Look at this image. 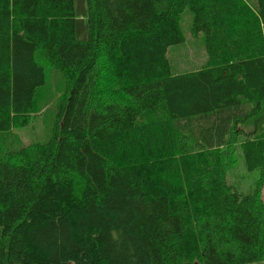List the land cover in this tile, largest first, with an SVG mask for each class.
Returning a JSON list of instances; mask_svg holds the SVG:
<instances>
[{
    "label": "trees",
    "instance_id": "trees-1",
    "mask_svg": "<svg viewBox=\"0 0 264 264\" xmlns=\"http://www.w3.org/2000/svg\"><path fill=\"white\" fill-rule=\"evenodd\" d=\"M186 9L208 60L173 74ZM52 70L51 138L0 147V264H264V0H0V134Z\"/></svg>",
    "mask_w": 264,
    "mask_h": 264
},
{
    "label": "rangeland",
    "instance_id": "rangeland-1",
    "mask_svg": "<svg viewBox=\"0 0 264 264\" xmlns=\"http://www.w3.org/2000/svg\"><path fill=\"white\" fill-rule=\"evenodd\" d=\"M192 25V15L186 9L181 16L185 42L171 46L167 54L173 74L199 70L208 60L204 34H193ZM47 82V86L38 95L30 124L25 127H13L10 132L0 134L1 148L16 149L21 145L44 143L51 138L58 105L64 96L61 85L63 79L59 73L52 70L48 71ZM228 162V183L243 194L251 193L256 188L261 175L259 170L249 171L246 168L242 154V142L233 146ZM262 195L264 198V186Z\"/></svg>",
    "mask_w": 264,
    "mask_h": 264
}]
</instances>
